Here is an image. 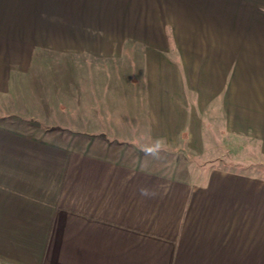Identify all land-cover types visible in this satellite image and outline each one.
I'll return each instance as SVG.
<instances>
[{"label": "crops", "instance_id": "1", "mask_svg": "<svg viewBox=\"0 0 264 264\" xmlns=\"http://www.w3.org/2000/svg\"><path fill=\"white\" fill-rule=\"evenodd\" d=\"M40 32L62 48L95 34L80 52L111 76L80 86V124L109 139L2 117V96L37 77ZM231 136L264 161V0H0V264H264L261 174L135 153L217 161Z\"/></svg>", "mask_w": 264, "mask_h": 264}, {"label": "rangeland", "instance_id": "2", "mask_svg": "<svg viewBox=\"0 0 264 264\" xmlns=\"http://www.w3.org/2000/svg\"><path fill=\"white\" fill-rule=\"evenodd\" d=\"M94 27L92 26L91 29ZM38 36L39 49L35 55L38 57V64L33 66V71L31 70L37 77L33 76L32 80L23 81L21 90L17 89L18 86H13L7 95L2 96V111H5V116L2 115V117L6 120L19 122V127L31 135H45L51 132L64 138L86 135L109 139L111 136L108 134V130L87 129L85 131V128L81 127L80 124L81 113L78 101L80 86L85 83V89L89 90L90 83L92 90H94L95 79H99L97 88L101 89L104 87L103 82L111 76L110 65L104 60L95 61V59L90 58L92 55L89 53L80 52L82 48H79V41L88 42L91 40V36L94 37L95 34L93 32L71 33V48H62V33L55 32L51 35L40 32ZM51 36H53L55 48L48 49L44 45H47L48 38ZM92 101L88 104L96 105L103 100L97 99L95 103L94 97ZM15 105L20 106V110L23 111L22 114L7 111L9 110L6 109L8 106L12 109ZM99 107L102 106L99 105ZM42 115L44 117L39 119ZM231 143V152L225 151V154H220V159L217 161L202 162L195 160L183 145L170 148H160L154 145L146 148L136 146L135 153L137 155L142 150L155 152L159 148L160 150L156 154L157 163L159 162L160 168L169 171H171L170 168L176 166L192 167L197 164L200 166L245 167L248 171L258 172L264 179V161L260 159V154L257 151L258 146L253 143V139L231 136ZM160 151L166 154L161 156Z\"/></svg>", "mask_w": 264, "mask_h": 264}, {"label": "clouds", "instance_id": "3", "mask_svg": "<svg viewBox=\"0 0 264 264\" xmlns=\"http://www.w3.org/2000/svg\"><path fill=\"white\" fill-rule=\"evenodd\" d=\"M157 143H159V141H157ZM159 150L160 149L157 148L155 150V152H153V151H147L146 154H148V155H156V154H158ZM139 192H140V194L142 196H145V197H153V196H155L157 194L154 190L149 189L147 187H140L139 188Z\"/></svg>", "mask_w": 264, "mask_h": 264}]
</instances>
